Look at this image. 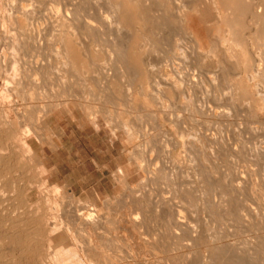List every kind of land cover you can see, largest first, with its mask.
Listing matches in <instances>:
<instances>
[{
  "label": "bare ground",
  "instance_id": "6f19581e",
  "mask_svg": "<svg viewBox=\"0 0 264 264\" xmlns=\"http://www.w3.org/2000/svg\"><path fill=\"white\" fill-rule=\"evenodd\" d=\"M83 1L85 3V0H83ZM147 1L148 0H102V2H103L102 4L105 5V7L107 8V11L102 12V9H101V11L99 9V11H98L99 15L96 14L97 17L99 16V18H97L96 15H94V17L97 18L95 20L94 17L91 19V18H88V16H87L88 14L87 15L83 14V15L87 16L86 19L84 20V22H85L84 26H86V29H88L89 31L92 29L93 30L98 29L101 26L103 27L104 24L108 25V27H111L110 28L111 31L109 30L111 32V34H110L111 36H109L108 38L113 37L112 35H114V38H113L114 40L112 39V41H114L112 44L113 47H111V48L107 47L108 49H110V51L108 54H107V52H105V54H107V55H105V54H103V55H105V58H107L106 61L110 62V64L109 63L108 64L109 65L113 64V67L117 71H119L122 75H124L123 77L128 76V77H130V79H132L131 83H129V91L127 93V111H125V113L129 117L130 121H132V122H137V121H142V120L143 121H152V122H157V121H163L164 122L165 121L166 123L169 122L172 124V122H176V123L185 122L186 123L185 120L194 121L195 119H202L205 121L204 122L205 125L207 124V122L209 120L217 121V125H218L219 122H221L223 124V123L229 122L233 119L242 121L241 117H245L244 121H245V123H247L246 117H248L249 119L252 120V122L253 121L254 122L262 121V125H263V122H264V0L259 1V3L257 2L258 5L254 4V2L256 3V1L253 2V0H170L171 5L169 7H165V8L161 7L158 9H151V8L147 7ZM1 2H3L4 5H7L10 3L8 0H7V2H4L3 0H1ZM60 2H62V0ZM93 2L97 3V0L96 1L93 0ZM64 4H65V2H64ZM88 4H89V2H88ZM91 4L92 3L90 2V5ZM102 4H101V6H102ZM11 5H12V3H11ZM59 5H61V4H59ZM73 5H75V4H73ZM65 7H66V4H65ZM105 7L103 8V6H102L103 9H105ZM89 11H90V8H89ZM65 12H66V14L64 17H66V16L69 17L68 15L71 12L68 13L67 9H65ZM98 12H96V13H98ZM56 13H59V9H56ZM52 17H53V15H52ZM56 17L59 18L57 15H56ZM110 17H112L113 19H111ZM24 18L25 19L27 18L26 9H25V6L20 3V4H18V8L15 11L14 16L13 15L11 17L7 16V17H5V19H3V21L6 20V23L7 22L8 23L13 22L15 24L21 25L22 19H24ZM164 18H168L167 23L163 22L159 25V27L157 26V28H156L155 25H156L157 21L159 20L162 22V20H160V19H164ZM109 19H111V20H109ZM150 19L156 20V21L152 20L153 22H156L153 25L156 28L155 32H154L155 29H153V34L155 35L156 39L154 38L152 40H154V41L157 40V42L152 41L150 38L151 34L149 31L150 29L148 28L149 27L148 24L150 23L149 22ZM56 22H58V21H56ZM56 22H54V23H56ZM153 22H151V24ZM58 24H56V26ZM64 24H65V22H64ZM71 25H72V23H71ZM112 25H113V29H112ZM54 27H55V25H54ZM67 27H68V25H67ZM150 27H151V25H150ZM99 29H101V28H99ZM104 29H105V27H104ZM106 29H107V27H106ZM51 30H53V29H51ZM61 31H63V30H61ZM102 31L100 30V32H102ZM104 32H106V30H104ZM91 34H89V35H91ZM5 35H7V34H5ZM5 35H4V37H5ZM95 35H96V33H95ZM102 35H104V40L108 41V42L104 41L103 44H105V42H106L107 43L106 45H108L109 39L106 38V36H105L106 33L102 34ZM108 35L109 34H107V36ZM52 37L54 38V35H52ZM93 37H92V39H94ZM84 40H86V39H84ZM123 40L126 41V44H124L122 42ZM12 41H13V39H12ZM16 41H18V40H16ZM165 41H167L171 44V53L170 54L163 53V51H161L159 46H158V43L162 44ZM51 42L53 44L52 38L50 39L49 43H51ZM77 42L80 43L81 40H79ZM20 43H18L19 46L24 44L25 42H23L22 44H20ZM52 44H50V45L48 44V45L52 46L51 48H52V50H54L55 58L52 56L54 58V62L50 61V63H49V59H48V61H47L49 63L48 66H46V65L44 66L43 64L39 65L38 63H35V65L38 64V65H36L35 71H33L35 69V65L33 66L34 69H32V70L30 69L31 67H29L30 72L33 71L31 73V80L27 79L28 81H31L30 84H28V82H25L26 80H24V79H26V77L27 78L29 77L28 75H30V72H28V68L27 69L22 68V67H24V68L27 67V66L25 67V65H24L25 62L23 63L22 57L24 55L22 57L20 56L21 59H18V60H21V62L23 63V64L20 63L22 65V67H21L23 69L22 70L20 68L21 65L19 64L20 61H18V64H17V65H19V67L18 66L17 67L20 69H18L15 66V64L17 63V60L14 61L12 59V57L15 56L12 54L13 56L10 57L12 59V61H10L11 59L9 58L10 60L8 62L11 63V66L10 65L9 66L11 67V69H12L11 71L13 72V74L10 75L9 77L7 76V74H5L6 75V76H4L5 79H2L3 80L2 81L3 87L1 86L2 91L0 93V106H1V108H3L2 109L3 112L1 109L0 110L3 113V116L0 120V142L6 143L7 142L6 140L17 139L18 140L17 142L19 143V144L18 143L17 144L19 145V149H20L19 152H21V154H23L24 157H27L28 161H29V159L34 160L36 162V166L39 167L38 170L40 169V172H39L40 177L39 178L36 177V178H38V180L34 184H29L30 182H28V184H27V181H26V183L23 185V187L21 186L20 191L17 190V191H19L18 192L19 194L17 192H16L18 194L17 196L14 194L16 197H19V202H20V204L22 203V206L20 205L19 207L22 209H21L20 214L19 215L17 214L18 217L15 219H13L15 215L13 216V218L12 217L11 218H8V217L3 218L2 224L4 226V229H5V227L7 228L6 233H8L5 235V237H7L8 242H10L14 245H17L16 247H18V248H16V249H18V252H19L18 258L19 259H25V260L31 259L33 261L32 264H166L169 261L168 257H158V256L153 255L150 258V256H148L147 253L153 247L149 243L142 242L143 240L142 241L138 240V234L140 233L139 230L147 224L148 218L150 219V216L147 217V215L144 213V211L141 210L144 208L141 207V204H140L141 202L139 201V199L135 198L136 199L135 204L140 202L138 204H140L139 206L141 208L140 207L136 208L135 212H133V210H132V212H130L126 216L125 219H121V224H120L121 227L125 230V232L133 235L134 239H136V242H137L136 245L138 246L139 253H137V254L133 253L132 256L131 255L128 256L129 254H126V256L122 257L121 259L118 258L119 261H116L115 259H112V258H114V256L111 257V255L103 252L102 247L101 248L98 247L99 250H97L96 246L91 247V243L93 240H96L97 238H100V237L105 238V237L111 236L110 234L113 232V230H115V225H116L117 221H116V219H114V217H110L112 215L108 214L109 211L107 210L108 211L107 213H102V211L100 209H98V207H96V205H94V203H92L90 201H86L84 203L80 202L77 198H75L72 188H70L67 184L61 186V188H59V186H55V185H54V188L53 187L51 189L47 188L49 186V184H48L49 180L45 179L46 177L42 178V174H43V172H45L43 169L44 166L41 165V163L38 161V159L34 155L32 143H33L35 138L37 140H39V138H40V136H39L40 133H38L39 131H45L47 133L50 132L49 127H48L47 117L51 116L52 114H55L54 112L56 109L54 110V107L52 109L51 108L52 106H50V108L52 110L51 109H48L49 111L46 110L48 113H45L44 114L45 116L40 117V119L38 120L39 125H34V126L32 125L31 126L28 123L29 111L26 110V107L30 104V99L32 100L31 94H28L29 91H27L28 95L26 97V102L25 103L24 102L19 103V101H20L19 99L23 98V97L18 96L17 92L20 90L22 91L23 82L26 83V84L25 83L24 84H25L27 89H28V87L31 88V90L37 88L38 87L37 85H40L38 83L41 81V79H37L38 78L37 76L39 74L44 75L48 71H52V73L55 75V80H57L59 84H61V85L64 84L65 74L67 73V70L69 67L71 69L72 68L71 66H75V64L77 63L76 62L77 58H75L74 54L71 53L70 42L65 40L64 36H63V40L61 42L56 41V43H54L53 45ZM80 44L82 45V43H80ZM84 44H85V42H84ZM84 44H83V47L87 46ZM94 44H95V42H94ZM77 45H75V46H77ZM95 45H97V44H95ZM19 46L17 45L16 47L17 48H20V47L23 48V46H20V47ZM16 47H14V45H13L12 50ZM37 47L35 45V48H37ZM77 47L79 48V46H77ZM78 48H77V51H79ZM80 48H81V46H80ZM59 49H61L62 51L60 52ZM83 49L85 50V48H83ZM106 50L107 49H105V51ZM77 51L75 50V52H77ZM80 51H81V49H80ZM83 51H82V53H84ZM80 53H77V54H79V56H81ZM85 56L88 57V54ZM89 56H91V55H89ZM15 58L17 59L16 56H15ZM59 58H61L62 61L59 60ZM82 58L84 59L85 57H82ZM82 58H80V59H82ZM46 59H47V57H46ZM57 59L61 62L56 61ZM88 59H91V57ZM86 60H87V58H86ZM103 60H105V59H103ZM90 61L92 62L93 59ZM82 62L83 61H81L80 63H82ZM88 62H89V60H88ZM111 62H112V64H111ZM41 63H42V61H41ZM88 64H90V62ZM102 64L101 65L99 64L100 67L102 66ZM105 64L108 65L107 63H105ZM76 65H81V64H76ZM29 66H30V64H29ZM81 67H83L82 69L85 70V73H88V69H87L88 66H86V62H84V64ZM91 67L92 68H90L91 70H89V71H93V66L91 65ZM73 69H75V67ZM73 69H72V71H73ZM115 69H113V71ZM24 70L25 71L27 70L28 73L24 72ZM78 70L80 71V69H78ZM75 71H76V69H75ZM105 71H106V68H105ZM107 72L108 71H106V73ZM25 73L28 75L26 76ZM49 73H51V72H49ZM73 73H75V72H73ZM82 73H84V72H82ZM93 73L90 72V73H88V75L90 74V76H91ZM100 73H99V75L102 76V74L104 72L101 74ZM79 74L81 75V73H79ZM41 75H39V76H41ZM110 75H111V72H110L109 76ZM84 76H86V74ZM90 76L87 79H90ZM93 76H94V74H93ZM70 77L72 78L73 75ZM108 77L106 78L107 80L109 79ZM112 77H114V76H112ZM112 77H110V78L115 83L116 78L113 79ZM66 78H69V77L67 76ZM94 78L95 77H93V82H94ZM101 78H104V77H101ZM74 79H76V78H74ZM38 80H39V82H37ZM68 80L69 79H67L66 83H68ZM73 80L69 83L72 84ZM107 80L105 81V83L107 82L106 85L108 84V81H109V80L108 81ZM48 81H50V80H48ZM91 82H92V80H91ZM102 82H104V81L102 80ZM73 84H75V83H73ZM94 84H95V82H94ZM100 84H102V83H100ZM103 85H105V84L103 83ZM110 85H113V84H110ZM162 85L165 86L164 87V94L165 95L164 94L161 95V96H164L163 97L164 100H161L159 97H157L159 93L156 94L157 96H155V94H154V92H155L154 89H157L156 87H160ZM41 86H40V88H41ZM54 86H56V85H54ZM20 87L22 89H20ZM66 87H69V86H66ZM95 87H96V85H95ZM108 87H109V85H108ZM72 88H73V86L71 87V89ZM63 89H65V87ZM108 90H110V87L108 88ZM93 91H91V92H93ZM117 91H116V93L119 92V91L118 92ZM161 91H162V89H161ZM161 91H160V93H161ZM68 92H70V91H68ZM68 92H66V93H68ZM110 92H111V90H110ZM34 93H36V92H34ZM56 93H58V92H56ZM81 93L79 95H81ZM88 94H90V93H88ZM61 95H63V94L61 93ZM86 95L87 94H85L84 96L87 97ZM111 95H112L111 97L113 98L114 97L113 94H111ZM75 96H76L75 98L77 99L78 95H75ZM54 97H56V96H54ZM70 97L72 98L73 95ZM80 97L81 96H79V98ZM109 98H110V96H109ZM112 98H111V100H112ZM114 98H113V100L115 101ZM23 99H25V98H23ZM60 99H62V100L61 101L59 100L60 102H58V104L55 103L56 106L54 104L53 105L55 106V108L56 107L58 108L61 106V108H65V110H66V108L69 107L68 106V104H69L68 100L66 98H63V96ZM84 99H86V98H84ZM100 99H102V98L100 97ZM100 99H98V100H100ZM103 99H106V98L103 97ZM181 99L183 101H187V103L184 104V102H183L182 103L183 105L181 104V105H179V107H176L175 101H177V103H180ZM27 100H28V102H27ZM98 100H97V102H98ZM108 100H110V99H108ZM87 101H89V100H87ZM106 101H107V99H106ZM85 102L86 101H84L83 104H85ZM95 102L93 105H95ZM73 103L74 102H72V104ZM86 103L91 104L90 102H86ZM49 104L51 105V103H49ZM74 104H77V101ZM83 104H81V105H83ZM114 104H115V102H114ZM34 105H36V104H34ZM105 105H107V102ZM19 106H21L20 109H19ZM48 106H46V107H48ZM95 106L97 107V105H95ZM101 106L103 107V105H101ZM120 106H121V104H120ZM173 106L175 108H173ZM96 107H92V104H91L90 108H94V111H95ZM77 108H78V106H77ZM101 108H99V109L101 110ZM97 109H98V107H97ZM27 111H28V113H27ZM57 111H59V110L57 109ZM68 111H72V109H69ZM83 111H84V109H83ZM88 111H90V110L88 109ZM88 111H86V113H88ZM97 111H95V112H97ZM106 111H108V110H106ZM120 111L122 113L124 111V109H122ZM89 113H88V115H89L90 125L92 126V128L95 131L98 132L100 130V127L98 124L97 117L95 116L96 114L95 113L89 114ZM114 113L116 114V112H114ZM10 114H12V117ZM106 114H107V112H106ZM98 115H100V114H98ZM119 115H120V113H119ZM100 116H104V113ZM112 116H113V114H112ZM112 116H110V118H112ZM124 117H125V115H124ZM35 118H37V117H35ZM17 119L18 120L20 119V121H17ZM239 121H237V123ZM17 123H18V126L16 125ZM108 123H110V121L107 122V125H108ZM118 123L121 124L120 120ZM250 123H251V121H250ZM120 124H118V126ZM179 124H181V123H179ZM209 124L210 123H208V127L210 126ZM162 125H164V123H162ZM167 125L169 128L172 127L171 130H173L174 124H172L171 127L168 123H167ZM229 125H230V123H229ZM232 125H230V126H232ZM260 125H261V123H260ZM121 126L122 125H120V127ZM230 126H229V128H230ZM236 126L237 125H235V127ZM127 127H128V125L126 123L123 124L124 129L125 128L127 129ZM247 127H248V125H247ZM117 128L118 127H116L115 129H117ZM155 128H157V129H155L154 131H149V132H148V130L145 131L144 135L149 137V138H151L153 136L155 137V135H160V136L166 135L167 130L166 131L162 130L163 127L161 128V126H160V127H155ZM180 128H182V127H180ZM111 129H112V127H111ZM230 129H232V128H230ZM252 129H254V128H252ZM192 130L194 131L197 129H192ZM200 130H202V132ZM200 130L199 131L197 130V132H199L201 134L200 137L204 136V137H207V139H209L208 137H210V136L212 137L213 135H215V134H211V132H210L211 129H208L207 127L204 130L203 129H200ZM257 130H258V127H257ZM183 131L186 134L185 129ZM183 131L181 133H183ZM193 131H191V132H193ZM233 132L235 133V130ZM236 132L238 133L237 130H236ZM169 133H167V136ZM181 133L180 134L178 133V136L182 135ZM187 133H189V132H187ZM190 133H189V137H190ZM243 133H244V131H243ZM246 133H247V131H246ZM48 134H49V136L47 135V137H45V140L43 139L45 141L44 143H47V145L49 144L48 147L51 146L53 148L54 144H53L52 140L50 139V137H52V133L50 132ZM175 134H177V132ZM167 136H165V137H167ZM182 136H184V135H182ZM250 136H251V134H250ZM253 136H254V133H253ZM255 136H256V133H255ZM181 138L183 139V137H181ZM214 138L215 137H213V139ZM255 138H258V137H254V139ZM248 140H250V139H248ZM251 140L253 142V139H251ZM4 141H6V142H4ZM11 142H14V141H11ZM11 142H10V145H11ZM169 142H170V140H169ZM183 142H186V141L183 140ZM187 144H185V145H187ZM191 144H194V143H191ZM12 145L9 146L8 143L0 145V171H5V172L13 171L16 167V164H17L16 162H17V157L19 155V152L17 151V153H16L15 147H17V146H14V148H15L14 149L12 147ZM255 145L257 146V147H255V150L253 151L255 160L257 162L258 161L261 162V164L263 165V168H264V150L257 149L259 147V145H257V144H255ZM163 146H165V145H163ZM199 146H200V144H199ZM245 146H246V144H245ZM247 146H246V148H247ZM251 146H253V145H251ZM193 147L195 149L197 148V147H195V145H193ZM200 147H202V145ZM216 147H217V144H216ZM160 148L162 149V147H160ZM54 149H56V148L54 147ZM184 149H186V148H184ZM191 150H193V149H191ZM251 151H252V149H251ZM189 152L190 151H188V154H189ZM234 152H235V150H234ZM197 153H198V150H197ZM241 153H242V149H241ZM247 153H248V151H247ZM167 155H168V157H170L169 153ZM232 155H233V153H232ZM238 156H240V154ZM22 157L20 156V159ZM186 157H188V156H186ZM192 157L191 158L189 157L190 159L189 158L186 159L184 157L181 158L179 154H176V156H174V157L172 156V158L171 157L168 158V161L171 159L169 162H173V164L176 166L174 167L173 164L170 163L172 165V166L170 165L172 167V169H171V167H167L166 170L170 169V170H172L173 173H174L173 170H175L177 168H179V170L180 169L184 170V169L188 168V164H186V161H188L187 163H189V162L191 163V161H193ZM243 157H245V156H243ZM250 157H251V155H250ZM23 159H22V161H23ZM135 161H136V164L139 165L140 161L139 162H137V160H135ZM19 162H21V161L19 160ZM258 166L260 167V165H258ZM138 167L141 168V165H139ZM18 168H19V166H18ZM152 169H155V168L153 167ZM162 170H164V169H162ZM176 171L177 170H175V172ZM187 171H188V169H187ZM147 172H150V170ZM167 172H169V170ZM172 172H171V174H172ZM181 172L185 173V171H181ZM162 173H164V172H162ZM178 173H179V171H178ZM197 173H196L197 176H195V173H193L194 174L193 176L196 177V179H193V180H195L194 181V185H195L194 188L196 187V190L194 188H192V190L194 189V191L199 195H198V198H196V200L194 199L195 201H192L193 199L192 200L190 199V202H193V206L197 210H200L198 212H201L202 214L205 215L204 218H206V219H202V220H204V224H203V227L200 228V231L198 230L199 228L196 229L197 227H194V225L192 224V221H191L192 219H190L189 217H187L184 214L186 211H188L187 209L184 208V206H187L188 204H186L184 206L182 205L183 209H181L182 207H179V206H181V205H179L178 207L180 208V210H178V211H174V206H171L169 204L171 207H173V212H171V210H169V207L166 206L167 203L163 202L162 204H159L161 206L159 207V212H158V215L156 218V222H157L156 223L157 224L156 231L160 234V237H159V234L155 231L158 234L157 236L161 240H163V236L168 238V240H171V242H172L171 249H173L176 245L177 246L179 245V246H183L185 248V251H186V252L184 251L185 254L182 253L183 255L180 256V258L171 259L170 260L171 263L172 264H264V229H260V228H262L261 225L263 224L262 223L263 219H262V217L259 216V213H258L259 211L256 212L255 209L251 205L247 204V202H249L247 200V198H245V197H244V199L241 198V195H243L242 184L240 182L236 183L233 186V189L230 193V196H227V194L222 190L221 195L220 194H219V196L216 195L219 197L218 199H216L217 197H215L214 195H209L210 193L208 191L209 190L208 187L212 186L209 184H210V179L213 177V176L211 177V175H213V174H211L209 172V169H207V168L206 169L203 168V169L199 170L198 174ZM220 173H221V171H220ZM261 173H264V171H262V172L260 171V175H261ZM151 174L153 176H155L154 172H151ZM180 174H182L184 176L183 173H179V175ZM186 174L187 173H185V175ZM21 175H19V176H21ZM23 175H24V172H23ZM159 175H160V173H159ZM183 176H182V178H183ZM0 177H3V175L2 176L0 175ZM29 177H30V174H29ZM113 177H114V180L116 181V183L121 185V187L126 185L127 176L125 175V172L123 171L122 168H117L116 171L113 172ZM152 178L153 177L150 178V181L153 182L154 178L153 179ZM161 178H163V177H161ZM164 178H165V176H164ZM167 178L170 179L171 176H170V178L169 177H167ZM172 178H173V176H172ZM176 178H175L176 181H177V179L180 181V178H177V179ZM232 178H233V176H232ZM254 178H256V177L254 176ZM262 178H264L263 175H262ZM0 179H3V178H0ZM20 179H21V177H20ZM213 179H214V177H213ZM25 180H28V178ZM155 180H156V178H155ZM255 180H254V182H255ZM190 182H188L189 183L188 184L189 190H191V187H192V186H190V184H191ZM235 182H237V181H235ZM259 182H261V180ZM259 182H257V184ZM178 183H180V182H178ZM213 183H214V181H213ZM262 183H264V182L262 181ZM182 184H183V182H182ZM182 184L179 186H182ZM228 184H230V183H228ZM255 184L254 183L250 184L249 196H252L253 194L254 195L252 197L257 196L258 200L256 199V201H257L258 205L261 206V203L263 202L262 193H256L255 192V187H256ZM8 185H10V183ZM155 185H157V183ZM214 185L215 184H213L212 187L215 188L217 186V184H216V186H214ZM232 185L233 184H231V186ZM4 186L5 185H2V187H1V185H0V205L1 206H3V205L8 206L7 202L9 200V198H7L6 195L9 194L8 193L9 191L7 190L8 192L6 194V192L4 190ZM219 186L222 187L221 185H219ZM219 186H218V188H220ZM259 186H262V185H259ZM12 187H13V185H12ZM262 187H264V184ZM13 188L16 189V187H13ZM186 189H184V190H186ZM148 190H150V189H148ZM182 190H183V188H182ZM215 190H213V191H215ZM244 190H246V189H244ZM32 191L34 192L37 201L40 200L43 203V207H44L43 209H44L45 213L40 212V211H42V208L39 209L41 207V205L39 207L37 204H36V206H30L29 203L26 204L27 203V197L29 196V193ZM218 191H220V190L218 189ZM195 192L191 191V194H194ZM216 192H217V190H216ZM4 193L6 195H4ZM181 193L183 194L184 192H181ZM149 194L150 193L148 192V195ZM232 194H234L236 197L233 198ZM161 195H163V193ZM141 196H142V194L139 197L141 198ZM180 196H182V195H180ZM190 197H193V196L190 195ZM196 197H197V195H196ZM231 197H232V199H231ZM63 199L67 200L66 206L63 205ZM142 199H143V197H142ZM182 199H181V201H182ZM16 200H18V198ZM162 200H164V199H162ZM188 200H189V198H188ZM184 201H182V202H184ZM103 202H104V206L106 207V209H109L108 205H109L110 201L105 200ZM17 204H18V202H17ZM184 204H185V202H184ZM189 207H190L189 210L193 209V207L191 208V205ZM4 209H5V206H4ZM103 209L104 208L102 207V210ZM184 209L186 210L185 212L182 211ZM214 209H216L215 210L216 212L213 213ZM9 210H11V209L9 208ZM46 210L48 211L47 214H46ZM261 210L264 212L263 207L261 208ZM1 211H3V210H1ZM6 211H8V210H6ZM10 212H12V211H10ZM260 215H262V214H260ZM190 217H193V215H190ZM199 217L202 218V215H200ZM247 219H248V221H247ZM199 220L200 219H198V221ZM202 220H200V221H202ZM153 221H154V219H153ZM251 221L258 224L259 227L260 226L261 227L259 228V227H257L258 225H256L257 228H255L252 231H249V230H247L249 226H247V228H244V230L245 229L246 230L243 232L236 231L238 224H243L244 222H251ZM214 223H217L218 228L215 226L217 229L213 226ZM254 223H252V224L254 225ZM198 224H200V223L198 222ZM244 224H243V226H244ZM214 225H216V224H214ZM200 226H201V224H200ZM212 226L216 230L214 228H212ZM154 229H155V227H154ZM250 229H253V226ZM145 234H147V233H145ZM82 235L83 236L85 235V237L87 236L86 244L81 241L82 240L81 238H80V240L78 239L79 236H82ZM140 235H143V233ZM67 242H68V244H67ZM155 243H157V241H155ZM98 244H100V243H98ZM201 247L203 248V250H200ZM175 249H176V247H175ZM0 250L2 251L4 249L0 248ZM180 253H181V251H180ZM191 254L194 256L191 257L190 256ZM25 260H24V262H25ZM29 262L30 261H28V264H30Z\"/></svg>",
  "mask_w": 264,
  "mask_h": 264
},
{
  "label": "rangeland",
  "instance_id": "374dc122",
  "mask_svg": "<svg viewBox=\"0 0 264 264\" xmlns=\"http://www.w3.org/2000/svg\"><path fill=\"white\" fill-rule=\"evenodd\" d=\"M3 1L7 2V0H3ZM8 1L10 3L7 4V5H4V3L1 2V0H0V3H1L0 4V93L2 91L1 86L3 85V82H2L3 80L2 79H5V77H4V76H6L5 74H7L8 77L13 74V72L11 71L12 69L10 67L11 63L8 62L11 59L10 58L11 56L15 55L17 57V59L15 58V56L12 57V59L14 61L17 60V63L15 64L16 67L17 66L19 67V65H17L18 61H20L19 64L20 63L23 64L25 62L24 65H25V67L26 66L27 67L24 68L20 64L21 65L20 68L21 67L23 69H27L28 68V72H30V69L31 70L34 69L33 66L35 65V63H38L39 65L43 64L44 66L45 65L48 66L50 61L54 62L55 53H54V50H52V48H51L52 46H49L50 44H52V42L49 43L51 38H52V41H53V44H54V43H56V41H60L61 42L63 40V36H64V39L70 42V51H71V53H73L75 58H77L76 59L77 60L76 64H81V65H76L75 64V66H71L72 67L71 69H70V67L68 68V70H67L68 74L67 73L65 74V82L63 84L64 86L59 84L58 81L55 80V75L52 73V71H48V72H46V74H44V75L42 74L43 76L41 74H39L41 76H39V75L37 76L38 77L37 79H41V81L40 82H39V80L37 81V82H39L38 84H40V85H37L38 87L35 88L36 90L35 89L31 90V88H29V87H28V89H29L28 90L26 88V86H25V84H26L25 82H28V84L31 83V81H28L27 79L31 80V73L36 70V65H38V64H36L35 65V69L32 72H30V75L25 73V75L26 76L28 75L30 78L29 77L27 78L25 76L26 79H24V80H26V81L23 82V85H22L23 89L21 88L22 87L21 86L20 89H22V91L21 90L20 91L17 90L18 91L17 95L25 98V99H23V98L19 97L20 98L19 99L20 100L19 103H23V102L25 103L27 95L31 94L32 100L30 99V104L26 107V110H28L29 113L31 112L29 114L28 111H27V113H28V123L31 126L32 125L33 126L34 125H39L38 120L40 119V117H43V116H45L44 115L45 113H48L46 110L51 109V108L53 109V107H54V110L56 109L55 112H54L55 114L51 115L52 117L51 116L47 117L49 131L52 133V137H50V139L52 140V142L54 144V147L56 149H54V147L52 148L51 146L48 147L49 144L47 145V143H44L45 142L44 141L45 137H47V135L49 136L48 133H50V132L47 133L45 131H39L38 132V133H40L39 134L40 138L38 137L39 140H37L35 138L36 140L34 139V141L32 143V148H33L34 155L36 156L38 161L41 163V165L44 166L43 169H44L45 172H43L42 178L46 177L45 179L49 180L48 181L49 186L47 188L48 189H51L52 187L54 188V185L55 186H59V188H61V186L67 184L70 188H72L75 198H77L80 202L84 203L86 201H90V202L94 203V205H96V207H98V209H100L102 211V213H107L109 211L108 214L112 215L110 217H114V219H116V221H117L116 225H115V230H113V232H112L113 234L111 233L110 234L111 236H108V237H105V238H101L100 237V238H97L96 240H93L92 243H91V247H95L96 246L97 250H99L98 247H100V248L102 247V249H103L102 251L107 253V254H109V255H111V257L114 256V258H112V259H115L116 261H119L118 258L121 259L122 257L126 256V254H129L128 256H130V255L132 256L133 253H136V254L139 253L138 246L136 245L137 244L136 239H134L133 235L128 234L127 232H125V230L121 227L120 224H121V219H125L126 216L130 212H132V210H133V212H135L136 208H139L140 207L139 205L141 204V207L144 208V209H141V210L144 211V213L147 215V217L150 216V219L148 218V222H147L148 225L146 224L143 228H141L139 230L140 233L138 234V240H141V241L143 240L142 242L149 243L153 247L152 249H150L151 251L149 250L148 253H147L148 256H150V258L153 255L158 256V257H168L169 261L166 264H172L171 261H170L171 259L180 258V256L185 254L186 251H185V248L183 246H179V245L175 246L176 249H175V247L173 249H171V245H172L171 240H168V238H166L165 236H163V240H161L159 238L160 234L156 231V229H157L156 218H157V215H158V212H159V207L161 206L159 204H162L163 202L167 203L166 206L169 207V210H171V212H173V207H171V206H174V211H178V210H180L179 207H182L181 209H183L184 205H186V204L189 205L190 204L191 208L193 207V209L189 210L190 209V207H189L190 205L189 206L187 205V206H184V208L187 209L188 211H186L185 209L182 210V211H184V212L186 211L184 214L187 217H189L190 219H192L191 220L192 224L194 225V227H197L196 229L199 228L198 230L200 231V228H202L203 224H204V220H202V219H206V218H204L205 217L204 214H202L201 212H198L200 210H197L193 206V202H190V199L191 200L193 199L192 201H195L196 198H198V195H199V194H197L194 191V189L196 190V187L194 188V186H195L194 185V181L195 180H193V179H196V177L193 176L194 175L193 173H195V176H197L196 173L197 172L199 173V170H201L203 168L209 169V172L211 174H213V175L210 174L211 177L212 176L214 177V179H213V177L212 178L210 177L211 179H210V184L209 185L213 186V184H215L214 186H216V184H217V186L215 188L212 187V186L208 187V189H209L208 191L210 193L209 195H214L215 197H217L216 199H218L219 198L218 197L219 194L221 195V191L223 190L227 194V196H230V193H231V191L233 189V186L236 183L240 182L242 184V186H243V189H242L243 195H241V198L242 199H244V197L247 198V200L249 201V202H247V204L251 205L255 209L256 212L259 211L258 212L259 216L262 217V219H263V221H262L263 224L261 225L262 228H260L261 226L259 227L258 224H256V223L251 221V222H244L245 223V224L243 223L244 226H243V224H238V226L236 228V231L243 232V231L246 230V229L244 230V228H247V226H249L250 228H252V226H253V229H250L248 227L247 230H249V231H252V230H254L257 227H259L260 229H264L263 228L264 227V212L261 210L262 207L264 209V187H262L263 184H264V183H262V181L264 182V178H262V175L264 176V173H261V175H260V171L261 172L264 171V168H263V165L261 164V162H259V161L257 162L255 160V157H254V154H253V151L255 150V147H257L255 144L259 145V147L257 149L264 150V146H263L264 145V142H263L264 141V130H263L264 129V127H263L264 126V122H263V125H262V121H259L261 123V125H260L259 122H254V121L252 122L251 119L246 117L247 118L246 119L247 123H245V121H244L245 117H241L242 121L233 119L234 121L231 120V121L223 123V124L221 122H219L218 125H217V121L209 120L207 122V124H206L207 126H206L205 123H204L205 122L204 120L195 119L194 121L185 120L186 123L185 122H178V123L172 122V124H174L173 125V130H171L172 124L167 122L170 125V127H171V128H169L165 121L164 122L163 121L152 122V121H143L142 120V121L132 122V121H130L129 117L125 113V111H127V93L129 91V83H131L132 79H130V77H128V76L123 77L124 75H122L119 71H117L113 67L112 62H111L112 65H109L110 62L106 61L107 58H105V55H107L109 53V51H110V49H108L107 47H109V48L113 47L112 44L114 42V41H112V39L114 38V35H112L113 37L108 38L109 36H111L110 35L111 34V32H110L111 31L110 30L111 27H108V25L104 24L105 26L103 25V27L102 26L99 27L101 29H99V28L98 29H94L96 31L95 32L93 29L89 31L88 29H86V26H84L85 25L84 20L86 19L87 16H88V18L92 19L94 17V15H96V14L99 15V12H98L99 9H100V11L102 9V12L103 11H107V8L105 7V5L102 4L103 3L102 0H97V3L96 2L94 3L93 0L92 1L91 0L90 1L89 0L88 1L85 0V3H84L83 0H69L70 2L68 0L67 1L66 0H62L63 3L60 2L61 0H8ZM254 1H256V3ZM259 1H261V0H253L254 4H257V5H258ZM64 2L66 4V7H65ZM88 2H89V4H88ZM90 2L92 3L91 5H90ZM11 3H12L13 6L11 5ZM20 3L25 6L27 18L26 19L25 18L22 19L21 25L15 24L13 22H10V23L7 22L6 23V20H4L5 21L4 22L3 19H5V17H7V16L11 17L12 15L14 16L15 11L18 8V4H20ZM100 3L102 4L103 8L105 7V9L102 8ZM59 4H61V5H59ZM73 4H75V5H73ZM170 5H171L170 4V0H148L147 1V7L151 8V9H158V8H161V7L165 8V7H169ZM89 8H90V11H89ZM56 9H59V13H56ZM65 9H67L68 13L71 12L68 15L69 17H67V16L64 17L65 14H66ZM96 12H98V13H96ZM83 14H86V15L88 14V15L86 16V15H83ZM52 15H53V17H52ZM56 15L59 18H57ZM97 15H96V17H97ZM96 17H94L95 20L97 18H99V16L97 18ZM110 18L113 19L112 17H110ZM111 19H109V20H111ZM152 20L156 21L154 19H152ZM152 20L150 19V21H149L150 23L148 24V26H149L148 28L150 29L149 31H150V34H151V35L149 34L151 36L150 37L151 40L155 38V35L153 34V29H155L154 30V32H155L157 26L159 27V25L161 23H163V22L167 23L168 18L160 19V20H162V22L158 20L159 21V22L157 21L158 24L156 22H153ZM56 21H58V22H56ZM54 22H56V23H54ZM64 22H65V24H64ZM151 22H153V23L151 24ZM71 23H72V25H71ZM155 23H156V25H155L156 28L153 26ZM56 24H58V25L56 26ZM54 25H55V27H54ZM67 25H68V27H67ZM150 25H151L152 28L150 27ZM104 27H105V29H104ZM106 27H107V29H106ZM102 28L104 30H106V32H104V30ZM51 29H53V30H51ZM112 29H113V25H112ZM61 30H63V31H61ZM100 30L101 31L103 30V31L100 32ZM94 32L96 33V35H95ZM105 33H106V35H105L106 38L109 39V44L108 45H106L107 44L106 42H108V41L104 40V35H102V34H105ZM5 34H7V35H5ZM89 34H91V35H89ZM107 34H109V35L107 36ZM4 35H5V37H4ZM52 35H54V38L52 37ZM91 36L92 37L94 36L93 37L94 39H92ZM12 39H13V41H12ZM84 39H86V40H84ZM16 40H18V41H16ZM79 40H81L80 43H82V45L77 42ZM104 41H106L105 44H103ZM152 41H154V40H152ZM23 42H25L26 44L25 43L22 44ZM84 42H85V44H84ZM94 42L97 45H95ZM122 42L124 44H126V41L123 40ZM154 42H157V40H155ZM18 43L22 44L20 46H23V48L20 47ZM83 44L87 45V46L83 47ZM13 45H14V47H16L18 45L20 48L16 47V48H14L12 50ZM35 45H36V47L37 46L38 47L35 48ZM75 45L79 46V48L81 46V48H80L81 51ZM158 46H159L160 50L163 51V53H166V54H170L171 53V44L169 42L165 41L162 44L158 43ZM77 48H78L79 51H77ZM83 48H85V50ZM105 49H107V50L105 51ZM75 50L77 52H75ZM59 51L61 52L62 50L59 49ZM82 51L84 53H82ZM105 52H107V54H105ZM77 53H80V55L82 57H85L84 58L85 60L81 56H79V54H77ZM87 54H88V57L85 56ZM103 54H105V55H103ZM89 55H91V56H89ZM20 56L21 57L23 56L22 57L23 58V63L21 62V60H18V59H21ZM46 57H47V59H46ZM90 57H91V59H88ZM80 58H82V59H80ZM86 58H87V60H86ZM12 59L10 61H12ZM48 59H49V63L47 62ZM92 59H93L94 62L90 61ZM103 59H105V60H103ZM59 60H61V58H59ZM59 60L57 59L56 61H59ZM88 60H89L90 64H88L89 63ZM41 61H42V63H41ZM61 61H59V62H61ZM79 61L80 62L83 61V62L80 63ZM84 62H86V66L89 67V68L87 67L88 73H90V72L93 73L94 72L93 73L94 76H93V74L91 76H90V74L88 75V73H85V70L82 69L83 67H81V66L84 64ZM105 63H107V64L109 63V64L106 65ZM29 64H30V66H29ZM99 64L100 65L102 64L103 67L102 66L100 67ZM91 65L93 66V71H89V70H91L90 68H92ZM29 67H31V68L29 69ZM74 67H75L76 71H75V69H73ZM20 68H18V69H20ZM77 68L80 69V71ZM105 68H106V71H108L107 73L105 71ZM72 69H73V71H72ZM113 69H115V70L113 71ZM24 72H27V70L26 71L24 70ZM49 72H51L53 75L51 73H49ZM73 72H75V73H73ZM78 72L81 73V75ZM82 72H84V73H82ZM100 72L101 73L104 72L103 73L104 75L103 74H102V76L99 75ZM110 72H111V75L114 76V77H112L111 75L109 76ZM85 74H86L87 77L84 76ZM66 75L69 78H66L67 77ZM72 75L76 79H74L73 77L71 78L70 76H72ZM89 76H90V79H87V78H89ZM93 77H95L94 78L95 84L93 82ZM101 77H104V78H101ZM107 77L109 78L108 79L109 81L106 79ZM110 77H112L113 79L116 78L115 83ZM67 79H69L68 83H66ZM71 79L75 80V81L73 80L72 84L69 83V82L72 81ZM48 80H50V81H48ZM91 80H92V82H91ZM102 80L104 82H102ZM106 80L108 81L107 85H106L107 82L105 83ZM87 81L88 82L90 81V82L88 83ZM73 83H75V84H73ZM100 83H102V84H100ZM103 83L105 85H103ZM110 84H113V85H110ZM54 85H56V86H54ZM65 85L69 86V87H66ZM95 85H96L97 88L95 87ZM108 85L110 87L111 92H110V90H108V88H109ZM40 86H41V88H40ZM72 86H73V88H72L73 90L71 89ZM64 87H65V89H63ZM164 87L165 86L162 85L160 87H156L157 89H154L155 90V92H154L155 96H157L156 94L159 93L160 95L158 94L157 97H159L161 100H164V98H163L164 96H161V95L164 94ZM161 89H162V91H161ZM90 90L91 91L94 90V91L91 92ZM159 90L161 91L162 94L160 93ZM27 91H29V93ZM68 91H70V92H68ZM116 91L118 93H116ZM34 92H36V93H34ZM56 92H58V93H56ZM60 92L63 95H61ZM66 92H68V93H66ZM80 93H81V95H79ZM88 93H90V94H88ZM110 93L113 94V96L115 97V98L113 97L115 99V101L111 97L112 95ZM85 94H87L86 95L87 97L84 96ZM72 95H73V97L71 98L70 96H72ZM75 95H78L77 96L78 100L75 98L76 97ZM37 96L38 97L40 96V97L38 98ZM54 96H56V97H54ZM62 96H63V98H66L68 100V102H69V104H68L69 107H67L66 110H65V108H61V106L58 107V108L57 107L55 108L56 104H58V102H60L62 100V99H60ZM79 96H81L82 98L81 97L79 98ZM99 96L102 99H100ZM109 96H110V98H109ZM103 97L106 98L107 101H106V99H103ZM84 98H86L89 101H87ZM97 98L100 99V100H98ZM111 98H112V100H111ZM108 99H110V100H108ZM97 100H98V102H97ZM76 101H77V104H74ZM84 101L90 102L92 104V107H96L95 105H97L98 109L96 107L95 111H97V110L98 111L95 112L94 108H90L91 104H87L86 102H85V104H83ZM180 101H181L180 103H177V101H175L176 107H179V105H181L183 102H184V104L187 103V101H183L182 99ZM27 102H28V100H27ZM72 102H74V103L72 104ZM94 102H95V105H93ZM106 102H107V105H105ZM114 102H115V104H114ZM49 103H51V105ZM34 104H36V105H34ZM81 104H83V105H81ZM120 104H121V106H120ZM76 105L78 106V108H77ZM101 105H103V107ZM46 106H48V107H46ZM50 106H52V107L50 108ZM20 108H21V106H19V109ZM99 108H101V110ZM173 108H175V107L173 106ZM0 109L2 110L3 108H1V106H0ZM57 109L59 111H57ZM67 109L68 110L72 109V111H68ZM83 109H84V111H83ZM88 109L90 111H88ZM122 109H124V111L121 113L120 110H122ZM1 110H0V120H1V118L3 116V113H2L3 110H2V112H1ZM106 110H108V111H106ZM86 111H88V113L90 112V113H95L96 114L95 116L97 117L98 124H99V127H100V130L98 132L95 131L92 128V126L90 125L89 115H88V113H86ZM106 112H107V114H106ZM114 112H116L117 115ZM103 113H104V116H100ZM119 113H120V115H119ZM98 114H100V115H98ZM112 114H113L114 117L112 116ZM10 115L12 117V114H10ZM124 115H125V117H124ZM110 116H112V118H110ZM35 117H37V118H35ZM118 119L120 120L121 124L118 123L119 122ZM121 119L122 120L124 119V120L122 121ZM105 120L107 122L110 121V123H108L109 126L107 125V122ZM17 121H20V119L19 120L17 119ZM237 121H239V122L237 123ZM250 121H251V123H250ZM112 122L114 124L116 123L115 124L116 126ZM18 123L16 124L17 126H18ZM122 123L123 124L126 123L128 125L127 129L123 128V124ZM162 123H164V125H162ZM179 123H181V124H179ZM208 123H210L209 127H208ZM229 123H230V125H232V124L233 125L230 126ZM118 124H120L122 126L120 127V125L118 126ZM235 125H237V126L235 127ZM247 125H248V127H247ZM160 126H161V128L163 127L162 130H164V131L167 130L166 131L167 133H169V132L170 133L172 132V133L171 134L169 133L168 136H167V133H166L165 136H167V137H165L163 135L165 138L162 135L161 136L160 135H155V137L153 136L151 138H149V137L144 135L145 131H147V130H148V132L149 131H154L155 129H157L155 127H160ZM229 126H230V128H232V129L234 128V129L233 130L230 129ZM111 127H112V129H111ZM116 127H118V128L115 129ZM180 127H182V128H180ZM206 127L208 129H211V131H210L211 134H215L212 137L211 136L208 137L210 140L207 139V137H204V136L200 137L201 134L199 132H197V130L198 131L200 129L204 130ZM257 127H258V130H257ZM252 128H254V129H252ZM182 129L183 130L185 129L186 134L184 133V131ZM192 129H197V130L193 131ZM234 130H235V133L233 132ZM236 130L238 131V133L236 132ZM175 131L177 132V134H175L176 133ZM182 131H183L184 134L181 133ZM191 131H193V132H191ZM200 131L202 132V130H200ZM243 131H244V133H243ZM246 131H247V133H246ZM187 132H189V133L191 132L190 133V137H189V133H187ZM178 133L179 134L181 133L184 136H182V135L178 136ZM253 133H254V136H253ZM255 133H256V136H255ZM250 134H251L252 137L250 136ZM181 137H183V139ZM213 137H215V138L213 139ZM254 137H258V138H255L256 139L255 140ZM248 139H250V140H248ZM251 139H253V142H252ZM169 140H170V142H169ZM183 140L186 141V142H183ZM6 141H4V142L8 143L9 146H11L13 144L12 145L13 148H14V146H17L18 148L15 147L16 149L15 148L14 149L16 150V153H17V151L19 152L20 149H19V145H18L19 143L17 142L18 141L17 139H13V140L10 139V140H6ZM11 141H14V142H11ZM10 142H11V145H10ZM6 143L0 142V145L1 144H6ZM187 143L188 144L190 143V144L188 145ZM191 143H194V144H191ZM198 143L200 144V146L202 145V147H200ZM185 144H187V145H185ZM216 144H217V147H216ZM245 144H246V146L247 145L248 146L250 145V146L249 147L247 146V148H246ZM163 145H165V146H163ZM193 145H195V147H197L196 149L198 150V153H197V150L193 147ZM251 145H253V146H251ZM159 146L162 147V149ZM183 147L186 148V149H184ZM191 149H193L194 151L191 150ZM241 149H242V153H241ZM251 149H252V151H251ZM234 150H235V152H234ZM188 151H190L189 154H188ZM247 151H248V153H247ZM168 153H169L171 158H172V156L173 157L176 156V154H179L181 158L184 157L186 159L189 158V157L191 158L193 156L192 157L193 161H191V163L189 162L191 165L189 163H187L188 161H186V164H188V168H186L184 170L183 169L179 170V168H177V169L174 168L175 170H177L176 171L177 173L175 172V170H173L174 171V173H173L172 170H170V169L166 170L167 167H171L172 166L171 164H173V162H169L171 159L168 161V158H170L167 155ZM232 153H233L234 156L232 155ZM239 154H240V156H238ZM250 155H251L252 158L250 157ZM20 156L21 157L23 156V157L20 159ZM186 156H188V157H186ZM243 156H245V157H243ZM22 159H23V161H22ZM19 160L21 162H19ZM135 160H137V162L140 161L139 165H141V168L138 167L139 165L136 164ZM34 162L35 161L31 160V159H29V161H28V158L24 157V155L21 154V152H19V155L17 157V162H16L17 164H16V167H15V169L17 168L16 170L14 169L13 170L14 172L13 171H7V172L0 171V175L1 176L3 175V177H0V178H3V179H0V185H1V187H2V185L6 186V187L4 186V190H5L6 194L9 191L8 192L9 194L6 195L4 193V195H6L7 198H9V200H10V201L8 200V202H7L9 207L7 205H3V206L0 205V217H1L0 218V248L4 249L2 251L0 250V264H25V263L28 264V261H30L29 262L30 264L33 263V261L31 259H26L25 260V259H19L18 258L19 252H18V249H16L18 247H16L17 245H14V244L8 242L7 237H5V235L8 234V233H6L7 232V230H6L7 228L5 227V229H4V226L2 224V220H3L4 217L5 218H7V217L8 218H11V217L13 218L14 215L15 216H14L13 219H15L20 214L22 208H20L19 206L20 205L22 206V203L20 204L19 197H16V196L19 194L18 192L20 191L21 186L23 187V185L26 183V181H27V184H28V182H30L29 184H34L38 180V178L40 177V173H39L40 169L38 170L39 167H37L36 166V162L35 163ZM258 165H260V167ZM18 166H19V168H18ZM173 166L175 167L176 165L173 164ZM153 167L155 169H152ZM117 168H122L123 171L125 172V175L127 176V180H126V185L125 186L121 187V185L117 184L116 181L114 180L113 172H115ZM161 168L164 169V170H162ZM148 169L150 170V172H147V171H149ZM171 169H172V167H171ZM187 169H188L189 172L187 171ZM168 170H169V172H167ZM178 171H179V173H183L184 176L182 174L179 175ZM181 171H185V173H187V174L185 175V173L181 172ZM220 171H221V173H220ZM23 172H24V175H23ZM151 172H154L155 176H153L151 174ZM162 172H164V173H162ZM171 172H172V174H171ZM159 173H160V175H159ZM29 174H30V177H29ZM19 175H21V176H19ZM160 176L163 177V178H161ZM164 176H165V178H164ZM166 176L169 177V178L171 176V178L168 179ZM172 176H173V178H172ZM182 176H183V178H182ZM232 176H233V178H232ZM254 176L257 179L254 178ZM20 177H21V179H20ZM36 177H38V178H36ZM151 177L154 178V179L152 178L153 182L150 181ZM176 177L180 178V181ZM24 178L25 179L28 178V180H25ZM155 178H156V180L158 179L157 180L158 182L155 180ZM175 178L177 179V181L175 180ZM254 180H255V182H254ZM260 180H261V182H259ZM181 181L183 182V184H182ZM187 181L188 182L191 181L190 182L191 183L190 186H192L191 190H189V185H188L189 183ZM213 181H214V183H213ZM235 181H237V182H235ZM178 182H180V183H178ZM257 182H259V183L257 184ZM9 183H10V185H8ZM156 183H157V185H155ZM228 183H230V184H228ZM251 183H254V184L256 183L255 184L256 185V187H255V192L256 193H262L263 202L261 203V206L258 205V203L256 201V199L258 200L257 196L252 197L254 194L252 196H249V188H250V184ZM181 184H182V186H179ZM231 184H233V185L231 186ZM12 185H13V187H16V189L13 188ZM219 185H221L222 187H220ZM259 185H262V186H259ZM218 186L220 188H218ZM182 188H183V190H182ZM192 188H194V189L192 190ZM148 189H150V190H148ZM184 189H186V190H184ZM215 189L217 190V192H216ZM218 189L220 191H218ZM244 189H246V190H244ZM17 190H19V191H17ZM179 190L180 191L182 190L181 192H184V193L182 194ZM211 190L212 191L215 190V191L212 192ZM191 191L195 192L196 194L195 193L191 194ZM148 192L150 193L149 195H148ZM160 193L161 194L163 193V195H161ZM141 194H142V196L140 198L139 196ZM180 195H182V196H180ZM190 195L193 196V197H190ZM196 195H197V197H196ZM216 195H218V196H216ZM232 196H233V198L236 197L234 194H232ZM142 197H143V199H142ZM187 197L189 198V200H188ZM17 198H18V200H16ZM135 198L139 199V201L141 203L137 201L140 204L136 203L137 204L136 205L135 204V202H136ZM162 199H164V200H162ZM181 199H182V201L185 202V204H184V202L181 201ZM231 199H232V197H231ZM105 200H109L110 201V203L108 205L109 209H106V207L104 206V202L103 201H105ZM17 202H18V204H17ZM28 203H29L30 206H36V204H37L40 207V205H41V207L39 209L42 208V211H40V212H44L45 213V211L43 209L44 208L43 207V203L40 200L37 201L33 191L30 192L29 196L27 197V203L26 204H28ZM66 204H67V200L63 199V205L66 206ZM179 205H181V206H179ZM4 206H5V209H4ZM102 207L104 208L103 210H102ZM9 208L11 210H9ZM1 210H3V211H1ZM6 210H8V211H6ZM192 210L193 211L195 210L194 211L195 213ZM215 210L216 209H214V211L212 210L213 213L216 212ZM10 211H12V212H10ZM10 213L11 214L13 213V214L11 215ZM47 213H48V211L46 210V214ZM260 214H262V215H260ZM190 215H193V217H190ZM200 215H202V218L199 217ZM153 219H154V221H153ZM198 219H200L202 221H200V220L198 221ZM247 221H248V219H247ZM198 222L201 224V226H200V224H198ZM252 223H254V225ZM214 224H216V225H214ZM214 224H213V226L214 227L216 226L218 228L217 223H214ZM256 225H258V226L256 227ZM213 226H212V228H214ZM154 227H155V229H154ZM155 231L159 234V237L157 236L158 234ZM142 233H143V235H140ZM145 233H147V234H145ZM82 236H79L78 239L80 240V238H81L82 239L81 241L86 244L87 236L85 237V235H84L83 236L84 238ZM155 241H157V243H155ZM97 242L100 243V244H98ZM67 244H68V242H67ZM200 250H203V248L201 247ZM180 251H181V253H180ZM190 256L192 257L194 255L191 254ZM24 260H25V262H24Z\"/></svg>",
  "mask_w": 264,
  "mask_h": 264
}]
</instances>
